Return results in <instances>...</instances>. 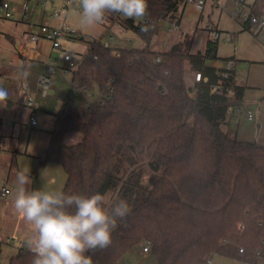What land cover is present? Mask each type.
Here are the masks:
<instances>
[{"label":"trees","instance_id":"1","mask_svg":"<svg viewBox=\"0 0 264 264\" xmlns=\"http://www.w3.org/2000/svg\"><path fill=\"white\" fill-rule=\"evenodd\" d=\"M147 2V15L140 20L113 13L102 23L133 31L143 48L123 47L115 55L102 42L88 41L72 82L101 90L110 84L112 101H93L84 111L65 105L40 161L62 166L66 193L100 192L106 204L120 199L129 204L111 245L88 253L93 264H116L141 243L158 264H209L215 255L255 264L264 258V145L227 131L232 101L243 99L245 87L236 84L234 74L224 83L234 88V100L211 93L221 79V69L207 63L219 60L218 42L211 39L197 53L185 42L153 51L162 23L180 24L185 0ZM259 2L264 0H255L249 10L263 16ZM156 56L160 63L154 62ZM186 58L193 72L209 80L195 95L185 77ZM70 134L81 139L67 144ZM32 259L30 250L20 248L9 264H32Z\"/></svg>","mask_w":264,"mask_h":264},{"label":"rangeland","instance_id":"2","mask_svg":"<svg viewBox=\"0 0 264 264\" xmlns=\"http://www.w3.org/2000/svg\"><path fill=\"white\" fill-rule=\"evenodd\" d=\"M2 1V0H0ZM47 5L40 4L39 0H9V3L13 7L14 5L19 9H23V6L27 4V17L31 19V22L41 24L44 21V17L52 19L58 22L57 19L52 17V11L55 8H62L66 0H48ZM255 0H245L242 8L249 10L250 5L254 4ZM214 1L207 0L204 7V20L191 23L189 20L183 19L181 25L177 27L172 33L170 43L157 44V39L162 38V33L155 37L152 43L153 51H165L169 44L177 41L179 35L182 32L189 33L183 39L186 46L189 47L191 53H197L204 51L208 40H210V31L208 26L217 30L220 33V39L218 40V57L217 61H208V65L216 68H221L223 63L227 59H235L237 66L235 70L236 80L239 85L245 87V93L240 108L242 114L238 118L233 119L236 128L232 129L230 136L237 138L241 141L257 142L260 145H264V42L260 41L256 30H243L241 22L233 16L236 10L235 0H222L220 5H212ZM257 11L264 16V2L257 4ZM18 12V13H19ZM17 13V16H18ZM22 13V12H21ZM64 21L70 25L73 29L79 32L78 36L69 38L62 41V49L53 50L51 44L47 40H43L41 44L44 45V51L51 53L49 64H55L60 61L65 53L72 55L75 61L81 60L87 53L89 44L88 41L96 39L100 42L108 39L110 32L115 33L120 39L123 46L130 49H140L144 47V42L133 31L122 30L118 26L112 27L109 31L103 24L95 26L93 28H86L80 22V9L78 0L69 6V11ZM140 20V18L136 19ZM62 24L63 22L59 20ZM84 38L81 40L80 38ZM169 39V38H168ZM160 53V52H158ZM67 67V65L65 66ZM64 67V68H65ZM185 77L186 81L190 84L193 78V71L191 70L188 59H185ZM57 91L54 95H50L51 102H55V98L59 96L60 92L64 89V95L73 93L69 81L72 77V69L67 70L66 74L62 73L60 69H57L53 75ZM66 78V79H67ZM95 84L91 83L88 87ZM89 90V89H88ZM99 89L95 86L88 91L87 96L90 99H94L98 94ZM74 94V93H73ZM71 95V94H70ZM49 97L46 100H49ZM63 97V96H62ZM76 100H79L77 104H74L75 108L80 111L86 110V100L78 96H73ZM25 98V99H23ZM43 104L45 103V99ZM59 100V99H58ZM27 97H22L21 103L14 105L10 115L14 117V126H5L7 128L6 133L0 135V142L5 145H9L10 142L14 147H19L20 151L24 152L28 146L29 150L36 152L41 149L44 144L46 134L43 130L42 121L48 119L47 110L43 105L38 107V110L34 112V119L39 122L37 128H32L30 114L32 110L27 104ZM42 104V103H41ZM246 111H251L253 114V120L249 121L246 117ZM19 121V123H17ZM6 122V121H4ZM16 122V123H15ZM81 139L80 134H70L65 137L67 144H74ZM5 148V147H4ZM43 148V147H42ZM148 179V174L145 176V180ZM2 181L0 180V190L2 189ZM113 197V194H109L106 201L109 203ZM2 215H5V210L0 209ZM8 214L16 218L15 211L10 209ZM2 217V216H1ZM1 224L3 222H0ZM0 233L6 235V233L0 229ZM10 238L17 239L14 236L7 235ZM19 240V239H17ZM147 245L144 243L138 244L131 248L116 264H158L153 252H145L144 248ZM7 241H0V264H8L9 258L16 253L17 247ZM220 255H215L211 260L216 261ZM224 259V258H222ZM227 262L224 264H247L240 260L226 258ZM212 264V263H211ZM255 264H264V258L259 260Z\"/></svg>","mask_w":264,"mask_h":264},{"label":"crops","instance_id":"3","mask_svg":"<svg viewBox=\"0 0 264 264\" xmlns=\"http://www.w3.org/2000/svg\"><path fill=\"white\" fill-rule=\"evenodd\" d=\"M212 1H214L212 5L215 7V5H220V1L222 0ZM206 2L207 0H205V5ZM11 8L13 9L14 13V17L12 19L0 18V75L3 78V90L8 93V100L6 104L0 105V135L2 136L3 133H6L7 128H5V126H14L13 119L16 116H12L13 114L10 115L9 112H11L15 104L21 103L22 97H27V100L31 98L34 101V106L30 108L32 110V113L30 114V120L31 117H33L34 112L38 110V107H40V105H43L44 108L49 110L47 112L48 119L46 121H42V127L46 134V138L44 139V144L43 146H41L40 150L33 152L28 149V146V148L24 152H22L20 151L19 147H14L11 142L9 145H5L0 142V180L2 181V187L10 189V194L6 197H2L0 195V209L2 208L5 210V215H2V212L0 210V222H3L2 224L0 223V229L3 230L6 235L16 237L17 239L22 241L24 245L27 246L28 241L32 236L30 225H28L23 217L19 216L18 214L14 219L8 214V211L10 209L14 211L12 204L14 199L16 174L19 171L29 173L32 181L29 187L33 189L63 190L66 184L67 175L62 166L54 162H47L45 165H42L40 158L44 157L46 154L50 140L49 131L54 127L56 115L60 112V110L63 109L65 105L74 106V104H77L79 100H76L73 97L74 95H78L75 94V91L71 85L72 77L69 80L66 77L67 79L65 78V80L69 81V85H71V89L73 90L74 94L70 92L69 94L64 95L63 89V91L60 92L59 96L57 97L59 100L55 98V102H51V97L49 96L54 95L57 91V87L54 81V87L52 88L49 95L47 97L42 95L40 90L37 88V78L39 75L45 72L46 65L50 60L48 58H50L51 53L44 51V45L41 44L43 40H40L37 44H33L28 41L29 32L37 31L40 25H47L50 27L60 26L61 22H59V20L63 22L65 17L63 18V16H61L59 18H55L58 20V22L52 19H46L44 17V21H42L41 24H36L31 22V19L27 17V13H23L21 7L20 12L15 5L13 7V4L11 5ZM180 15L181 22L178 27L181 25L183 19H187L191 21V23H194L198 21L202 22L205 18L204 10L202 13H199L190 6L182 7ZM167 27L168 23L162 26L159 32V34L162 33V38L159 37L157 39V44L170 43L172 36H170L169 39H165L164 37ZM108 30L111 31L112 29ZM186 34L188 35L189 33L182 32L179 35L177 41L169 44L165 51H168L175 44L183 42ZM154 39L152 43L154 42ZM158 52L164 51H157V53ZM11 61H14V64H11ZM60 65L62 66L61 68H64L66 66V63L60 61ZM235 81L236 84H238L236 75ZM88 86L89 85H87V92L85 95L79 94L81 98H84L86 100V108L89 101L98 99L102 93V90L98 86L93 85L99 89V92L97 95H95L94 99H90L88 98L87 93L93 88V86ZM48 97L49 100H46ZM42 99H45L44 104ZM242 101L243 99L237 102L232 101V104L240 107ZM17 123H19V121ZM233 123V119L229 118V125L227 126V131L229 134L231 133V131H233L232 129L236 128ZM38 126L39 122L36 121V125L32 126V128H37ZM19 251L20 248H17L16 253L9 258L8 264L10 263V260L19 253ZM145 252L148 253L149 251ZM226 258L228 257L221 256L216 261L211 260L209 264H224L227 262Z\"/></svg>","mask_w":264,"mask_h":264},{"label":"clouds","instance_id":"4","mask_svg":"<svg viewBox=\"0 0 264 264\" xmlns=\"http://www.w3.org/2000/svg\"><path fill=\"white\" fill-rule=\"evenodd\" d=\"M78 3L80 22L86 28L101 25L113 13L142 18L148 9L147 0H78ZM7 100L8 93L0 89V105ZM31 183L29 173L17 172L12 207L31 227L28 246L33 254L32 264H93L88 253L108 248L118 221L131 211L123 199L106 204L105 195L100 192L85 195L62 189H33L29 187Z\"/></svg>","mask_w":264,"mask_h":264},{"label":"built area","instance_id":"5","mask_svg":"<svg viewBox=\"0 0 264 264\" xmlns=\"http://www.w3.org/2000/svg\"><path fill=\"white\" fill-rule=\"evenodd\" d=\"M53 1V0H52ZM236 1V10L233 13V16L238 19L241 24H246L255 27V30L257 31L258 38L260 41L264 42V16H259L255 13H252L250 10L242 8V5L244 4V0H235ZM40 4L47 5L49 3L48 0H39ZM75 0H66L65 4L62 8H55L52 11V17L59 18L63 15H66L69 11V6L74 3ZM193 7L197 12L202 13L205 6V0H185L183 3V7ZM23 13L25 14L27 11V4L23 6ZM14 17L13 9L11 8V5L9 1L2 0L0 1V18L3 19H12ZM178 27L175 23H168V27L165 31V39H168L174 30ZM208 30L210 31V38L213 42H218L220 39V33L217 30H214L210 26H208ZM79 32L75 29H73L70 25L63 22L60 26L57 27H50L47 25H40L37 29V31H31L28 34V41L33 44H37L40 40H47L50 44L53 50H60L62 49V41L67 40L69 38H73L75 36H78ZM102 45L105 48L111 49L112 53L115 55L119 54L118 49L123 48V45L121 43V39L113 32H110V35L108 39L102 42ZM62 61L66 63V68H61L58 66V62L55 64H47L46 70L43 74L39 75L37 78V88L40 90L43 96L47 97L49 93L51 92L52 88L54 87V79L53 75L55 74L57 69H60V71L64 74H66L67 70L69 69H76L79 65V61H75L72 55L65 53ZM155 63L161 62V57L156 56L154 59ZM11 64H14V61H11ZM237 66V61L233 58L227 59L224 61L223 66L220 68L221 72V79L218 81V83L213 84L211 86V93L224 95L232 100L235 99V91L233 87L225 88L224 83L226 80L230 79L231 76L235 74ZM208 78L204 77L200 71L193 72V78L191 79L190 85L193 87L192 94L195 95L198 91V85L202 82L208 83ZM3 78L0 75V89H3L2 86ZM71 85L75 91V94L78 95H85L87 92V86L80 85L76 82H71ZM112 93H113V87L109 84L106 86L104 90H102V93L100 97L94 101L98 102L99 104H107L112 101ZM235 101V100H234ZM93 102L89 101L88 105ZM27 105L29 107L34 106V101L30 98L27 100ZM242 109L237 106L233 105L229 109V118L230 119H236L240 114H242ZM246 117L249 121L253 120V114L251 111H246ZM31 125L35 126L36 121L33 117H31ZM10 194V189L3 187L0 190V195L2 197H6ZM0 241H7L11 244H14L15 246L19 248L29 249V246L24 245L22 241L10 238L7 235L0 233ZM26 246V247H25ZM144 251H149L148 247L144 248ZM240 252H243V249H240ZM208 263L211 262V259L207 261Z\"/></svg>","mask_w":264,"mask_h":264},{"label":"water","instance_id":"6","mask_svg":"<svg viewBox=\"0 0 264 264\" xmlns=\"http://www.w3.org/2000/svg\"><path fill=\"white\" fill-rule=\"evenodd\" d=\"M164 25H165V23L163 22V23H162V26H164Z\"/></svg>","mask_w":264,"mask_h":264}]
</instances>
